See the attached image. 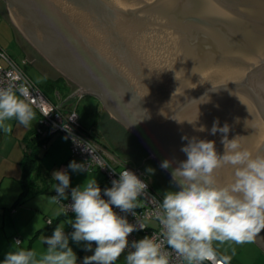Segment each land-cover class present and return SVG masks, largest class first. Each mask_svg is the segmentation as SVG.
Returning a JSON list of instances; mask_svg holds the SVG:
<instances>
[{
  "label": "water",
  "instance_id": "water-1",
  "mask_svg": "<svg viewBox=\"0 0 264 264\" xmlns=\"http://www.w3.org/2000/svg\"><path fill=\"white\" fill-rule=\"evenodd\" d=\"M0 1L69 100H98L264 252V0Z\"/></svg>",
  "mask_w": 264,
  "mask_h": 264
},
{
  "label": "built area",
  "instance_id": "built-area-1",
  "mask_svg": "<svg viewBox=\"0 0 264 264\" xmlns=\"http://www.w3.org/2000/svg\"><path fill=\"white\" fill-rule=\"evenodd\" d=\"M12 93H18L23 104L40 114L38 134H62L70 142L71 160L79 172H103L106 176L97 189H59L57 203L65 214L78 216L81 224L73 225L68 234L62 232L61 240L53 241L54 247L87 226L93 246L106 238L116 240L121 249L143 257V264H231L152 188L142 167L111 159L82 126L79 114L65 112L51 101L0 46V102ZM15 241L21 244L20 238Z\"/></svg>",
  "mask_w": 264,
  "mask_h": 264
},
{
  "label": "rangeland",
  "instance_id": "rangeland-1",
  "mask_svg": "<svg viewBox=\"0 0 264 264\" xmlns=\"http://www.w3.org/2000/svg\"><path fill=\"white\" fill-rule=\"evenodd\" d=\"M0 45L37 85H41L43 90L47 88L48 84H45L47 82L44 81L40 71L27 61L21 50L14 27L1 13ZM19 98L18 93H12L7 102H0V107L4 108L5 114L10 117V122L11 116L19 118L17 131L23 128V125L27 130L32 127L37 129L39 122L34 114L25 112L17 114L18 109L15 104L20 100ZM94 102L98 101L91 97L77 103L80 120L87 129H93L100 122V115L96 111ZM100 106L103 108L101 103ZM41 154L55 181L48 192L32 195L23 207L13 211L12 207L20 196L19 184L12 179L6 181L0 188V264H143V258L121 249L116 240L106 238L100 245L93 246L91 232L87 226L82 227L79 233L81 237L74 242L65 238L56 247L53 246L54 240H61L62 232L68 234L74 224L80 223L76 216L61 219L64 210L56 200V194L61 187L60 177L64 174L69 175L71 170L77 169L71 160L70 142L62 134L51 137L50 143L47 144V148L42 149ZM124 158L129 160V166L137 167L138 157L129 155ZM149 179L152 183L156 181L150 173ZM105 181L106 176L103 172L74 173L70 187L79 191H88L99 188ZM154 185L159 188L160 196L179 214L184 215L197 232L215 249L225 254L227 259L241 264H264V254L261 249L219 215L176 187L168 190L164 187L161 189L156 182ZM56 221L58 224L53 226ZM146 224L157 225L152 221H146ZM87 233L90 235L88 236ZM15 238H20L21 244H18ZM186 264L192 262L188 261Z\"/></svg>",
  "mask_w": 264,
  "mask_h": 264
},
{
  "label": "crops",
  "instance_id": "crops-1",
  "mask_svg": "<svg viewBox=\"0 0 264 264\" xmlns=\"http://www.w3.org/2000/svg\"><path fill=\"white\" fill-rule=\"evenodd\" d=\"M4 17L8 18L6 15ZM16 36H17L16 37L17 42L19 43L20 47L22 46L21 50L23 51L27 61H29L30 64H32L35 68H37L40 71V74L42 75L44 81L47 82L45 84H48V86L43 91L51 101H53L58 106H60L62 104L60 107L65 112H69L71 110L77 109V106H78L77 103L79 101L84 100L86 98H91V97L85 96L83 99L78 97L76 99H70L69 100L68 98L75 92L76 89L72 85L67 84V81L62 79L61 76H59V74L55 70L52 69V71H51V67L49 66V64H47V62H45L36 52H33L31 46H29V44L24 42L23 38L18 36V34H16ZM38 86L41 87V85H38ZM8 97L6 98V100L8 99ZM19 99L20 100L17 102V104H15L17 109H18L17 114L20 112H25V113L30 114V115L34 114L38 120L39 119L38 114L34 110L27 112L26 110H28L30 108H26V106L25 107L22 106L21 97ZM66 99H68V100L65 101ZM6 100L4 102H7ZM96 101H98V100H96ZM94 103H95L96 111L100 115V122L97 123L96 124L97 126H94L93 129H87L83 124L82 125L84 126L85 129L89 130L93 134L95 139L98 140L104 146V148L106 149V151H105L106 154H109L111 159H113V160L114 159H120V160L125 161L127 164H129V160H127L124 157L129 156V155L130 156L133 155L132 152L131 151L129 152L128 149L124 148V145L121 142V139H119L117 136H115L113 134V131H111L112 126L111 125H105L106 121H108L109 123H112V122L107 120L108 118L107 119L104 118V116H103L104 109L101 108L99 101L94 102ZM3 109L4 108H2V106H1L0 107V188H2V186L5 185L6 181L13 179L15 183L19 184V185L18 184H15V185H18V187L20 186V193H21L20 179L23 175V163H24L25 158H26V153L27 152L29 153L31 151L29 149L28 145L29 144L31 146L35 145V147H36L39 142L37 140V137H35V130L36 129H34L32 127V129L27 130L25 128L26 126L23 125V128H21L19 131H17V125H18V119L19 118L15 117V116H11V114L8 113L11 116V122H10V120H9L10 117L7 114H5ZM77 110L79 111V109H77ZM50 141H51V139L48 141L47 144H49ZM32 149H33V147H32ZM42 149H43V147H41L40 152H38L41 156V161H40L39 167L36 169L35 178L33 180V181H35V185L40 187V189H42L43 193H40V194H44V193L48 192V189L55 182L53 180V178L51 177L50 168L44 162L43 156L41 154ZM136 162L138 164L137 166H144V163H143L144 161L142 160V158L138 157ZM72 166H73V164H72ZM144 170L147 171L145 168H144ZM74 173L78 174L80 172L78 170H76V171L71 170L69 175L64 174L63 176L60 177V179H59V183L61 186L60 188L71 186V179H73ZM147 173L149 174L148 171H147ZM150 184H151L152 188L159 194V188L155 187V185H154L155 181L153 183L150 182ZM175 184H173L174 187H176L178 190H180V188L177 186V184L176 185ZM157 185L162 189V186L160 184L157 183ZM172 189H174V188H172ZM172 189H168V190H172ZM36 195H39V194H36ZM33 196H35V195H33ZM13 211H16V210L14 209ZM77 219H79V218L77 217ZM80 224H81V222L79 224H74V225H80ZM194 230L197 232V230L195 228H194ZM199 235L202 236L201 234H199ZM80 237H81V235L79 234V232H77V233H75V235L70 236L68 238V240L70 242H74L77 238H80ZM217 252L219 254H221V256L224 257L229 263L241 264L238 261H236V262L230 261L229 259L226 258V255L223 254L221 251L217 250ZM261 252H263V251L261 250ZM263 254H264V252H263ZM140 258H142V257H140Z\"/></svg>",
  "mask_w": 264,
  "mask_h": 264
},
{
  "label": "trees",
  "instance_id": "trees-1",
  "mask_svg": "<svg viewBox=\"0 0 264 264\" xmlns=\"http://www.w3.org/2000/svg\"><path fill=\"white\" fill-rule=\"evenodd\" d=\"M32 79V78H31ZM33 80V79H32ZM6 100V99H5ZM4 100V101H5ZM21 104L22 106H26V108H30L28 110H26L27 112H30L32 110H34L37 114H38V122L40 120V114L38 113V111H36L32 106L30 105H25L23 104L22 100H21ZM71 111H76L78 113L77 109L71 110ZM81 122V120H80ZM82 124V123H81ZM83 126V125H82ZM84 127V126H83ZM35 137H37L38 140V144L35 147V145H28L29 149L31 150L29 153H26V158L25 161L23 163V175L20 179V183H21V193L20 196L17 198V200L15 201L14 206L12 207V210L17 209L19 207H22L27 201H29V199L31 198L32 195H36V194H40L43 193L42 189H40V187L35 185V173H36V169L39 167L40 165V161H41V156L38 152H40V148H47V143L48 141L51 139V137H53L52 135H48L47 137H42L40 134H38V128L35 130ZM33 147V149H32ZM171 179V178H170ZM173 184H175L173 181H171ZM176 185V184H175ZM100 188V187H99ZM182 191V190H181ZM163 198V197H162ZM168 204V203H167ZM169 205V204H168ZM170 206V205H169ZM172 207V206H171ZM173 208V207H172ZM174 209V208H173ZM175 210V209H174ZM176 211V210H175ZM177 212V211H176ZM178 213V212H177ZM179 214V213H178ZM181 215V214H180ZM69 216H74L75 215H67L64 213V215L61 216V219H65ZM184 216V215H182ZM78 217V216H76ZM185 217V216H184ZM79 218V217H78ZM186 218V217H185ZM187 220V218H186ZM188 222V220H187ZM189 223V222H188ZM53 226H56L58 224V221H56L55 223H53ZM189 225L191 226V224L189 223ZM192 227V226H191ZM193 228V227H192ZM194 229V228H193ZM113 240V239H111ZM141 257V256H140ZM143 258V257H142Z\"/></svg>",
  "mask_w": 264,
  "mask_h": 264
},
{
  "label": "flooded vegetation",
  "instance_id": "flooded-vegetation-1",
  "mask_svg": "<svg viewBox=\"0 0 264 264\" xmlns=\"http://www.w3.org/2000/svg\"><path fill=\"white\" fill-rule=\"evenodd\" d=\"M0 13H1L2 16H5V15L7 16V13H6V10H5V4H4L3 1H0ZM14 31H15L16 34H18V36H20V34L17 32V30L15 28H14ZM24 42H26V41L24 40ZM21 48H22V46H21ZM33 52H35V51L33 50ZM51 71H52V68H51ZM62 79H64V78H62ZM67 84L72 85L68 81H67ZM84 97L85 96H82V97H79V98L83 99ZM103 116H104V118H106V119L108 118L107 120L112 122V123H109L108 121H106L105 125H111L112 126V130L111 131H113V134L115 136H117L119 139H121V142L123 143L124 148L128 149L129 152L131 151L133 155H135V156H137L139 158H142V160L144 161L143 162L144 163L143 167L150 174H152L155 177V179H156L155 182L160 184L162 187L167 188V189L174 188V185L171 182L172 179H170V176L161 168V166L155 160H150L149 159V155H148L147 151L140 144V142L134 136H132L130 133H128L117 122L112 120L109 117V115L105 113V111H103Z\"/></svg>",
  "mask_w": 264,
  "mask_h": 264
},
{
  "label": "clouds",
  "instance_id": "clouds-1",
  "mask_svg": "<svg viewBox=\"0 0 264 264\" xmlns=\"http://www.w3.org/2000/svg\"><path fill=\"white\" fill-rule=\"evenodd\" d=\"M140 167H142V168H143V166H140ZM143 169H144V168H143ZM146 172H147V171H146ZM147 174H148V173H147ZM148 175H149V174H148ZM75 233H77V232H75ZM75 233H74V234H75ZM79 233H80V231H79ZM74 234H73V235H74ZM87 235H88V234H87ZM88 236H89V235H88ZM68 238H69V237H68ZM213 248H214V247H213Z\"/></svg>",
  "mask_w": 264,
  "mask_h": 264
}]
</instances>
